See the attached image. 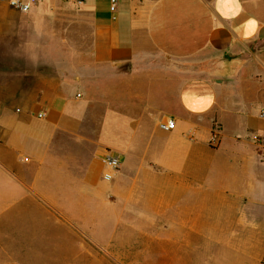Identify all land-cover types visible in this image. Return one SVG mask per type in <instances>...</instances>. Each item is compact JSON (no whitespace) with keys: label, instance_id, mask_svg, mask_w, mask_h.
<instances>
[{"label":"crops","instance_id":"1","mask_svg":"<svg viewBox=\"0 0 264 264\" xmlns=\"http://www.w3.org/2000/svg\"><path fill=\"white\" fill-rule=\"evenodd\" d=\"M216 4L0 0V264H264V0Z\"/></svg>","mask_w":264,"mask_h":264},{"label":"rangeland","instance_id":"2","mask_svg":"<svg viewBox=\"0 0 264 264\" xmlns=\"http://www.w3.org/2000/svg\"><path fill=\"white\" fill-rule=\"evenodd\" d=\"M249 51L252 54L264 55V42H256L253 44H248L246 46V52ZM251 54V55H252ZM244 55L243 60L247 61L251 56ZM140 235L137 238L131 237L129 242L125 244V249L123 245L116 249H109V251H103L99 249V261L100 264H165L164 258L171 256L169 254L173 253L172 248H168L167 245H148L139 242ZM121 248V249H120ZM111 253V254H110ZM160 253L165 255L164 258L161 255H156Z\"/></svg>","mask_w":264,"mask_h":264},{"label":"built area","instance_id":"3","mask_svg":"<svg viewBox=\"0 0 264 264\" xmlns=\"http://www.w3.org/2000/svg\"><path fill=\"white\" fill-rule=\"evenodd\" d=\"M19 3L23 4V5H27L28 0H19ZM8 4L10 5V7L18 10L21 12L20 7L12 5L10 3V0H8ZM118 4H119V0H110V9L113 12H116L118 9ZM31 8L28 9V11H30ZM40 117H42V115H40ZM260 117L262 119H264V108L261 109L260 111ZM175 127V122L173 120H168L165 124L161 125V128L165 129V130H173ZM217 136L213 135L212 136V142L216 143L217 142ZM261 161L264 163V151L261 154ZM102 162L104 167L106 168V173L104 174V180L106 181H110L113 179V176L120 170L121 168V158L112 152H106L105 155L102 158Z\"/></svg>","mask_w":264,"mask_h":264},{"label":"clouds","instance_id":"4","mask_svg":"<svg viewBox=\"0 0 264 264\" xmlns=\"http://www.w3.org/2000/svg\"><path fill=\"white\" fill-rule=\"evenodd\" d=\"M12 5L18 6L21 13H27L29 8L40 10L43 0H28L27 5L19 3V0H10ZM216 8L224 17L230 18L236 16L240 11L239 0H217ZM246 38L252 35L258 29V22L255 19H250L246 24Z\"/></svg>","mask_w":264,"mask_h":264}]
</instances>
